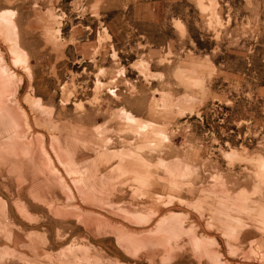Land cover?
<instances>
[{"label": "rangeland", "instance_id": "374dc122", "mask_svg": "<svg viewBox=\"0 0 264 264\" xmlns=\"http://www.w3.org/2000/svg\"><path fill=\"white\" fill-rule=\"evenodd\" d=\"M0 264H264V0H0Z\"/></svg>", "mask_w": 264, "mask_h": 264}, {"label": "bare ground", "instance_id": "6f19581e", "mask_svg": "<svg viewBox=\"0 0 264 264\" xmlns=\"http://www.w3.org/2000/svg\"><path fill=\"white\" fill-rule=\"evenodd\" d=\"M2 19V18H1ZM17 44V43H16ZM14 46V45H13ZM18 47V46H17ZM8 108V107H7ZM11 112H12V110H11ZM2 113V112H1ZM6 113V112H5ZM8 113V112H7ZM10 115V114H9ZM11 118V117H10Z\"/></svg>", "mask_w": 264, "mask_h": 264}]
</instances>
